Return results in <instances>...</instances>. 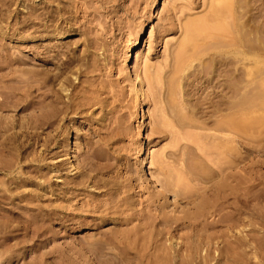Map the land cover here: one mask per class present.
<instances>
[{
    "label": "rangeland",
    "instance_id": "rangeland-1",
    "mask_svg": "<svg viewBox=\"0 0 264 264\" xmlns=\"http://www.w3.org/2000/svg\"><path fill=\"white\" fill-rule=\"evenodd\" d=\"M46 1L47 0H0V102H1L0 105L5 104L4 106L2 105L0 106V108L2 107L0 109V116L2 115L1 118L3 117L4 121L8 122L9 120L10 121L12 120L14 122L15 128L13 127L11 131L18 130L19 124L22 122L23 123L27 122L29 116L31 115L34 117V120L39 119L40 110L39 107H37V105L34 106L37 107L35 109L34 107H31L34 109V113L36 112L35 114L33 113V109H30L29 106H27L29 109L24 106H26L29 103L28 101L29 99L32 101L33 100L37 101L38 100L37 97H40L39 95L42 92L41 89L43 85L42 75L45 73L44 72L46 70L45 67H48L50 71H53L54 70L53 68H55V66H57V64L60 63L62 59L65 60L66 57H68V55L72 54L74 57L80 59L77 61L78 64L75 63V65L73 66L74 68L76 67L75 73L79 71L77 70V67H79L82 70V72L84 71L83 74L85 73L88 74V72H90L91 69L93 68H94L93 70H95L94 71L95 73L93 74L92 73L93 70H92L90 72V75L89 74L82 75L81 73L82 77L79 76L80 77L78 79L79 82L86 79L88 81L87 83H89L88 87H91L92 84L96 81L95 85L99 87V88H95L97 92L98 89L105 86L104 87L105 90H100L101 93L99 94L100 98L102 97L101 98L102 102L105 101L103 104H101L104 106L100 105L102 107L101 108L100 106H98L99 104L93 106L90 105L91 108L89 106L87 113L90 114L91 111L92 112L94 111L93 116L95 117V119L97 117L100 118V119L98 118L99 120L96 119L97 121L95 120L94 121L99 124L102 123L104 125L105 124L108 125L109 123L107 122H110V124L108 125L109 126L108 131L111 132L112 134L110 133L111 140L109 139L108 145L105 147L93 143L95 149H97L99 153L107 157L106 159L100 161V163L103 164L104 169L102 171L103 173L102 172L101 174L98 173L99 179L101 180L102 178L101 181L99 180V182H96L98 183V185L95 183H93L94 185H92L91 182L89 185H85L80 191H74L72 194L69 193L66 194V196L65 195L62 196V194L58 192L60 190L59 187H64V186L61 185V182L57 181L56 175L60 174L63 177L64 176L71 177V175H73L76 170L73 169V165L69 164L68 159L64 158L65 154L64 155L62 154L58 158H55L53 157V153H51L48 155L47 157L48 159H46L45 161H37L31 163H33L34 164L33 167L37 168L38 170L41 169L42 167H45L44 165L45 162L47 163V165L49 164L48 165V167L50 166L49 169L50 168L53 169L54 165L58 166L57 168L59 171L58 173H56L53 170L50 171L51 173L49 174L51 178L50 186L53 187V189L54 188L56 189L53 190L54 193L49 191L45 194L44 191L40 190L39 186L36 187L34 185L31 186V184H26L23 186L24 189H29V188L35 189L36 191H38L39 194L42 195L43 198L40 196V198L38 197L35 200V196H32L31 194L30 195L26 194L24 198H21L24 199L22 200L23 202L19 198H16L13 203H16L17 205H22L27 203L25 201L29 202L30 199L29 206L31 207L34 205L35 207L33 208L35 211L28 210L27 214L29 213L30 215H33V219L35 220L36 216H34V214L35 215L41 213L44 214V210L42 209L41 211V207H44L46 204H50V201L51 204L53 201L55 202L53 203L54 205L57 204L59 206L65 205L66 207H68L66 209L74 208L73 210L76 213H81L82 210L84 211L85 208H89L91 205H93V203L99 204L100 202L101 203L109 202L111 201V199L113 200V198H115V201L113 200L114 202H112V204H114L117 200H119L120 203L119 202L117 203L119 204L120 212L117 210L119 213L118 212L114 213L116 215L113 216L111 215L112 213H110L109 215H111V217H114V219L116 218L118 221L115 219L114 222L110 218V220L108 219L107 222L106 220H104L105 221L104 224V221L100 220L101 218L98 219L97 217L96 218L97 220L96 219L94 220L95 223H97L96 221H98L99 225H104V228L110 227L112 229V227L114 226L113 224H116L120 221L119 218H121L123 215L126 214L127 215L136 214L135 211L136 212L140 211L138 213L146 214V216L149 217V218L147 217V220L152 219L153 216L154 218L157 216L155 219V221L157 222V224L156 222L155 224L157 226L154 227H156V229H159V231H161L160 229H162L161 232L163 233L159 234L158 236L157 235L158 230L154 229V227L151 228L153 235L152 233L148 232V230L150 229L149 227L146 229V231L144 230L145 232L143 233L148 235V237L150 236L149 237L150 239L146 236L148 238V241H144L145 239L143 238L144 241L143 243H145L144 246L147 247L146 243H148L149 245L148 254L150 253L153 254H150V256L152 257H150L149 255H148L149 257H147V254L145 253L146 255L143 256L141 260L147 258H149L148 260H150L155 256L153 258V261L151 260L153 264L154 262L155 264L158 262L161 263V260L159 261L157 255L161 252L157 251V247H162L163 246L162 243H163L165 246L168 245L166 247H168L167 249L170 250V252L171 250H174V248L176 251V252L172 251L175 253H173V257L169 260L170 262L168 261L166 264L168 263L169 264H218L219 257L217 256L219 252L218 251L219 247L217 246H219V244L216 241H218L219 236L217 235L218 233H216L218 232L217 230L218 227L214 224V219L217 218V215H214L215 210L213 211L214 213L210 212L212 211V209H214V206L212 209L210 208L212 207V205L210 204L214 202L212 198H214L215 196H213L214 192H212V190L215 189H212L211 186L214 187L216 185L218 186L219 184H225V183L227 184L229 183L230 179H232L231 182L233 181V183L237 185L236 189H238L236 190V192L237 191L238 192L235 193L237 197L240 196V198H238L236 201L237 202L236 205L239 206L238 207L239 210L237 211L238 212L237 216L239 217V219H241L239 220V222L241 223H239L240 225L238 226L239 228L238 231L242 233L238 232V235L239 236L240 234L244 235L246 231H247L246 232L247 235L249 232L248 230H250L251 232H249V235L252 233L251 235L255 237L254 238L251 235L248 236L254 239L252 240V243L254 245L259 244V246L262 243L260 247L256 246L258 250L257 249L255 250L253 248L251 249L250 247L249 249L247 247L248 251L246 248H244L246 246H243L241 243H238L239 245L237 246L238 247L237 251L239 249L240 255L242 254L241 251H243V249L244 250L246 249L245 252L247 251L246 252L247 254L244 252V254H246L245 255L246 257H244L243 254L240 257H237L241 259V260L238 259L239 261L238 264L240 262H241L240 264L242 263L246 264L244 263L245 261L254 262V260L255 263L257 261L263 262L264 261V0H245V1L234 0L235 13L232 14L231 12H229L231 15L230 16L231 19L230 17H226V14H229L228 9H222L221 12L223 16L221 15V13L219 14L220 19L223 17L221 21L217 17L219 19L220 24L222 23L221 25L223 26L226 22H228L225 25L229 28V23L232 24L233 15H235L236 21L232 25L234 26V30L236 31L234 35L237 36V43L236 45L233 46L217 45L218 47L216 46L214 47V49H211L210 47L212 45H216L215 42L214 43L211 42L209 47L210 50L206 49L208 52L206 50H204L206 51L204 53L201 52L202 53L201 59L205 60L207 58L208 60L210 53L213 54L214 51L217 52L220 51L222 53H225L224 56L227 55L231 56L232 63H234L232 65L234 69L232 68L233 70L231 72L230 69L228 68L229 66L228 67H226L225 65L220 66L221 64H219L217 65L220 67V68L218 67L220 69L219 70L217 67H215L216 66L214 64L215 62H211V64L209 65V62L207 60H205L204 63H202V60L198 61L196 59L194 60L190 59L191 57L189 58V56L185 51L184 52L186 54H184V56L185 55L186 56L183 57L182 55L183 52L182 53L180 52L182 51L181 50L182 47L180 45L177 46L182 41V39H184L182 36H185L186 34V29H187L186 24L189 25L194 19L200 20L202 17L204 18V16L208 14L207 12H209L207 8H209L210 5L213 6V4L216 3L219 4V2L221 1L224 2V0H220V1L219 0H206V1L205 0L204 1L203 0H72V1L57 0L58 2L56 0L54 2L53 0L49 4L48 3L46 4ZM240 1L242 3H240ZM247 1L249 4L247 3ZM64 2L65 4L66 3L67 4L64 5ZM224 3L222 4L224 5ZM246 4L248 5L246 6ZM223 5H221V8L224 7ZM244 9H247L248 12L246 10L245 12ZM242 13L244 14L242 15ZM247 15L249 16V20L245 21ZM224 18L225 21H223ZM206 19H202V20L205 21ZM218 19H216V21ZM186 20L187 21L189 20L188 21L189 23ZM212 20L215 21L214 18ZM210 21L207 20L206 23ZM210 23L212 25H215L213 24L214 22H210ZM210 23H207V25ZM181 26L186 28L183 29V27L181 28ZM241 28L243 29L245 28V29L241 30ZM230 30H231L230 28L227 31L225 29L226 32H229ZM242 33L244 35L246 34L245 35L246 37L243 36ZM228 34L229 33H227L226 35ZM241 36L243 37L241 38ZM247 37H248L247 40H249V42L245 39ZM180 38L181 40L179 42ZM197 39H200L199 36L197 37ZM241 39H243L244 41ZM200 40H201L200 42L202 43V39ZM56 42L61 43L59 48L52 47V45H54ZM62 42H64V44ZM197 42L200 43L199 41ZM244 42L246 43L245 46L250 45L248 46L249 50L247 49V53L245 52L246 48L243 47ZM46 46L47 47L49 46L51 48L50 51L48 49L47 50L44 49ZM179 47H181V49ZM174 48L176 49V51L178 50L179 55L174 50ZM178 48L180 49V51ZM190 49H187V52L188 51L191 52L192 49L191 50ZM56 51H59V55L57 56L59 59L53 58L55 57ZM172 52L173 53L176 52V54L174 53L175 55H177L176 59L179 58L178 60L179 61L181 60L180 63L177 61L179 64L176 62V64H178L176 71H174L175 69L173 68V66H171L173 64V61H175V59L172 58V54H173ZM46 56L50 60V63L47 66L46 65L42 66L43 65L42 62ZM187 56L189 58L188 61H191L194 66H190L189 69L186 68L183 74V72H180V70L178 69H180L179 67L182 68L183 66L182 59L184 60V58H186ZM164 58L165 60L168 61L165 62ZM170 58H172L173 61L171 60L172 62L171 65H168L167 63L170 61ZM92 59H94L93 61L97 59L98 62L96 61L92 62ZM90 60H91V62L89 63L90 65L91 63L92 64L95 63L94 66L97 65L99 67L98 68L97 66L93 68L87 67L89 68L88 71L84 66L86 65L85 63H87L86 61L89 62ZM188 61H186L185 59V62ZM162 62L165 63L166 67H164ZM185 62L183 63L184 66H185ZM198 62L199 65H196L198 64ZM80 63L81 64L83 63L82 67L78 66L80 65ZM189 63L190 62L186 63V66H188ZM247 63L250 64H248L247 66ZM176 64L174 62L173 65L175 66ZM204 64H207V67L209 66L210 68V70L206 68L205 69L206 72L204 73H207L208 71L210 73L208 72L207 74L203 75V73L200 70H199L200 73H198L199 71L197 67L202 69L203 67L202 65ZM168 66H171L174 70ZM192 67L193 68L195 67V70L197 69L196 72L194 71L195 74L193 72ZM221 67L224 70H222ZM146 68L148 72H145ZM169 71H172V73H174L173 74L174 76L170 77L171 72ZM216 71L219 73H217ZM41 72L42 74H40ZM166 72L169 73L165 74ZM72 73H74V69L68 71L67 75L68 76L70 75L71 77ZM185 73L188 76H186ZM228 73H230V75H228ZM136 75H139V78L141 77L140 79L142 80L141 81L142 89L145 92L144 99L142 97L139 98L138 92H136L137 91L136 86L139 89L138 87L139 82L136 78ZM28 76L31 78H28ZM83 76H85L86 78ZM232 76H234L233 78L236 77L234 79L235 81L233 80ZM169 78H171V81ZM92 79L93 81L91 83L90 80ZM101 80L107 82L106 83L107 86L105 82H102ZM229 80L231 81L233 80V83ZM78 81L76 79V83H79ZM85 83L83 84L84 86L83 89L85 90V92L86 89L87 90L90 89V91H93L94 87H96L93 84L92 86L93 90H91V88H87L86 86L87 84ZM101 84H103V86H101ZM214 84L216 87H214ZM28 85L30 86L32 85L31 86L32 94H30V96H28V93H26L27 91H25L28 89L29 87ZM212 85L213 87H211ZM79 88L80 87H78V89ZM90 91L87 92L90 93L89 98L91 100L92 92ZM22 92L25 93L24 97L21 96V94H19ZM87 92L85 94H87ZM103 92L104 94L101 95ZM205 92L208 95L205 94ZM210 94L212 95L213 99H211ZM88 95L89 94H87V96L85 97L88 98ZM217 95L219 97H217ZM215 97L218 101L215 99ZM18 99L20 101H18ZM231 100L232 103L235 105H232L233 109L230 115L231 109L229 108H232V106H230ZM214 101L215 102L217 101L216 105L218 104L219 107L215 106ZM16 102L19 105H15L17 107H15L14 109L12 103L17 104ZM189 104H191V106H189ZM22 106L26 109H22L23 108ZM97 106L99 107V109ZM226 106L229 107L227 108ZM211 107H213L214 109L212 110ZM199 108H202L203 110ZM190 112H192L191 113L192 115L190 114ZM190 115L192 117H190ZM198 115H200V117ZM106 117L108 118L109 121L106 120L107 119ZM188 117L192 118L193 120ZM227 118L230 119V122H228L229 120ZM65 122H66L65 127L62 130V133L58 137V139L60 140L63 137L62 139L65 141L64 153L68 152L69 146L71 145L73 146V149H75L74 152L75 154L72 155V157L76 155L75 157H73L74 159L72 158L73 163L75 164L78 162L76 165L78 164L81 165L83 163L82 160L81 161L79 160L80 158L79 154H81L84 149H87L84 148L83 143L85 140H83L82 135L84 131H86L85 133H87V131L89 130L90 127H92V125L89 123L88 120L85 119L83 120L76 119V121L74 122L70 120H66ZM232 124L234 127L231 126ZM67 128H70V132ZM230 128L233 129V132L231 131ZM76 129H79L80 131L78 130V132L75 133ZM23 130L28 132L32 131L29 127L22 128V131ZM37 132L39 133L38 141L34 140V137L31 136L30 134H28L29 136L26 138L25 141L32 148L38 150L43 141L42 139L44 138L43 135L44 132L42 131L43 133L42 132L40 133V129H38ZM2 134L1 136L4 135ZM2 138H4V136ZM95 139L96 138L94 139L92 138V140ZM0 140L2 139L0 138ZM30 142L33 144L31 145ZM54 143L55 142H53V144ZM93 145H91L92 149L94 148ZM219 145L221 147L220 149H219ZM53 146H52V150L54 149L53 151H55L58 144H56V147L54 148ZM196 146H200V147L202 146V147L200 148ZM225 147L228 149H226ZM197 149L200 151H198ZM231 149L233 150V152ZM220 150L223 152L221 153ZM192 152H194V154L191 155ZM195 154L200 156H196ZM230 157L232 159L229 162L228 159H230ZM58 159H62V161L59 163L57 162ZM198 159L201 160L202 162L199 161ZM232 160L234 161L232 162ZM214 161L215 162L217 161V163H215ZM66 162L69 165H67ZM181 162L183 163L180 164L182 165L180 168L179 163ZM216 164H217V170L214 167L216 166ZM185 165L186 166L189 165L190 169L191 168L194 169L191 165L193 166L195 165L194 167L195 169L196 168L197 169L196 170L191 169V171L197 172V170H199V173H201L203 177L200 178V180L196 177L195 179L188 177L192 175L189 174H187L188 176L186 175L187 168H185ZM218 166L220 167L218 168ZM213 167L215 169H213ZM198 168L200 169L203 168L202 171L206 173L209 172L212 176L215 175V177H211V178L209 177L208 179L207 176L208 175L211 176V175L208 173L204 175V173L201 172V170ZM86 170L88 171L89 168H87ZM184 170L186 171V173L184 172ZM235 172L236 174L234 175ZM217 173H218V177L216 176ZM230 173L231 174L233 173L232 176H230ZM75 174H77V172ZM2 175L3 173L0 172V177L2 178V179L0 178V180L6 178V177L3 178L4 175L3 176ZM164 178L165 180L166 178L167 180H169L166 181L167 183L172 182L170 183V187H167L168 185L164 181ZM189 178H191V180ZM112 180H114V182ZM120 181H122V183H120ZM246 181L248 182L246 183ZM117 182L120 187V188L118 187V190L120 189L119 190L120 192L114 190L115 184L113 183H117ZM162 182L165 183L164 185L161 186V184H163ZM173 183L177 188V190L175 188H174L175 190L173 189L174 192L175 191L177 192L180 189V193L178 191L177 196L183 192L181 194V197L180 196H178L177 198L173 197V190L168 191L170 188L172 189L173 187H175ZM179 183L181 185H179ZM103 184L109 186L106 187ZM245 184L248 186V190H247L248 195L247 193L244 192ZM163 186H165V188L167 187L166 188L167 190H165ZM202 188L204 190L209 189L210 191L208 192L206 191L204 193L202 192L203 191ZM44 189H46V186L44 187ZM182 189L185 190V193L184 191H182ZM99 191L101 193H99ZM111 193L112 196L114 194L113 197L109 195ZM199 193L201 194V196L203 194V197H201ZM184 194L186 198H184L183 196ZM108 196L111 198H109ZM162 196L163 198H161ZM245 197L248 198L249 200H246ZM243 198H245L247 203L245 205H244L245 202H243V204H241L242 202L241 203L239 202L242 201ZM165 199H166V204L165 202L164 204L167 207L164 206V208L161 209V203L165 201ZM202 200L209 201L207 202V206H205L209 210L202 207L203 209L206 210L203 211L202 209V213H201V208H198L197 210L196 204ZM150 202L152 203L150 204ZM30 203H32L33 205ZM128 205H130V207ZM12 206L10 205L11 208ZM79 207L81 208V210L78 212V210L80 209ZM167 214L170 215V217ZM196 214L197 215L201 214V215L197 216ZM165 216L166 218H168L167 220H169L168 221L169 223L172 222L170 223L172 226L169 225L168 222H166L167 226L166 224H164L167 228L164 225H162L163 223H165V222L162 223L163 220L162 217ZM6 217H8V219L9 217L14 219H11V221L6 222L5 221ZM88 219L90 218H86L84 222L80 225L78 224V226L77 224H75L76 226H73L75 227V229H70L71 225L69 224L68 221L65 222L64 221L61 222L60 220L53 221L51 224H49L50 227L49 226L47 227L49 228V230L47 229L46 235L34 237L35 244L38 243V239L41 240L48 238L47 240H45L46 242H44V245H39V247L33 245L31 246V244L33 243L32 240H28V242L31 243L27 242L25 243V245H22L20 247H8L1 243V241L3 240V235H4L3 233H6L3 226L6 223L7 224L10 223V225H12L11 228L13 227L15 228V226H17L15 228L16 230L13 228L11 233L13 234L16 233L15 234L16 236L19 234L18 237H21L20 235L22 231L21 229L22 227L20 226L21 221L14 216L12 217V215L10 214L1 218L0 223L2 225L0 224V228H1L0 229V264H109L110 261H115V262L117 261L118 264L125 263L124 261L123 263H119V258H120L119 255L121 254L122 257H124L123 250H119V247L114 248V246L112 247V245H109V248L103 249V252H105L107 255L102 254L104 255L102 256L101 252L99 253L100 255L97 254L99 251L98 249L95 248L96 246L95 247H93L94 245L90 246L91 244L90 242H92L93 239L98 238L97 237L98 233L95 230L96 225L91 224L93 223V221L91 220L90 222V220ZM171 219L173 220L170 221ZM241 224L242 225L247 224V225L242 227ZM89 225L92 226L90 227ZM130 225L131 224H129L128 226L131 227ZM93 226L95 228H93ZM120 228H125V225L121 226ZM201 230L202 232H200ZM154 231L156 232L155 235H154ZM256 235L262 240L256 241L259 239V238L256 239L257 238ZM23 237L25 238V236ZM154 237L156 239L152 241V238ZM140 240H138L139 241L138 243L143 244L140 243ZM253 241H256L257 244L254 243ZM88 242L90 244H87ZM139 244L138 246H140ZM188 246L191 248V250L189 249ZM194 246L196 249H194ZM110 247H112L113 249L111 250ZM261 247H263V249H261ZM96 250L98 252H96ZM257 251L260 253V255ZM248 253L250 255H248ZM116 254L119 256V258H117L118 256ZM189 254L190 257L192 258L189 257ZM202 256L203 259L206 260H203L201 258ZM261 257L263 258L261 259ZM102 259L103 260L105 259L106 261L107 260L110 261L109 263H107L108 261L104 262ZM137 261L147 264V261L145 260L140 261L138 259ZM110 264H113V262H111Z\"/></svg>",
    "mask_w": 264,
    "mask_h": 264
},
{
    "label": "bare ground",
    "instance_id": "bare-ground-1",
    "mask_svg": "<svg viewBox=\"0 0 264 264\" xmlns=\"http://www.w3.org/2000/svg\"><path fill=\"white\" fill-rule=\"evenodd\" d=\"M51 1H53V0H47L46 1V4L48 3H51ZM57 1V0H56ZM60 1V0H59ZM70 1V0H69ZM72 1V0H71ZM204 1V0H203ZM206 1V0H205ZM220 1V0H219ZM242 1V0H241ZM240 1V3H242ZM245 1V0H244ZM54 2H55V0H54ZM58 2V1H57ZM208 2V1H207ZM218 2V1H217ZM225 2V3H224ZM224 2L223 1H221V2H219V4H213V6H211L210 4H208V5H210V9L209 8H207L208 9V11L209 12H205L207 15H205L204 16V18L202 17L200 20H192V22L189 24V25H187L186 24V26H187V29H186V34H185V36H182L184 39H182V41L180 42V40H181V38L179 39V44L177 45V46H181L182 47V49H181V47H179L182 51H180V49H179V51L182 53V55H183V57H185L184 56V54H186L187 53V55L189 56V58L190 59H196V60H202V63H204V61L205 60H207V58L205 59V60H203V59H201V52H206L208 49H209V47H210V44H211V42H215V44L216 45H212L213 46V48H212V46L210 47L211 49H214V47H216L217 45L218 46H224V45H228V46H233V45H236V43H237V36H235L234 34H235V30H234V26L232 25V24H234L235 23V21H236V18H235V15H233V21H232V24H230L229 23V28L231 29L229 32H226L227 30H229V28L225 25V24H227L228 22H226L225 24H224V26L223 25H221L220 24V22H219V14L221 13V15H222V9H228V13L229 12H231L232 14H234L235 12H234V0H224ZM252 2V1H251ZM69 3V2H68ZM204 3V2H203ZM222 3H224V5L222 4ZM247 3H248V1H247ZM46 4H45V6H46ZM58 4V3H57ZM61 4V3H60ZM67 4V3H66ZM65 4V2H64V5H66ZM223 5L222 7L223 8H221V5ZM249 4V3H248ZM248 4H246V6L248 5ZM251 4V3H250ZM44 6V7H45ZM48 6V5H47ZM58 6V5H57ZM206 6H207V4H206ZM56 8V7H55ZM169 8V7H168ZM221 8V9H220ZM239 8V7H238ZM243 8H245V7H243ZM61 9H63V8H61ZM172 9V8H171ZM204 9V8H203ZM248 9V8H247ZM247 9H244V11L246 10L247 12H248V10ZM250 9V8H249ZM173 11V10H172ZM243 11V12H244ZM245 11V12H246ZM253 11V10H252ZM182 12V11H181ZM226 12V11H225ZM57 13V12H56ZM175 13H176V11H175ZM224 13V12H223ZM241 13V12H240ZM244 13H242V15H243ZM31 15V14H30ZM229 15V16H228ZM223 16V15H222ZM221 16V17H222ZM231 15H230V13L229 14H226V17H230ZM48 17V16H47ZM167 17H168V15H167ZM208 18V17H210V18H214V20L215 21H213L212 19H210V18H208V19H206V18ZM219 19H218V18ZM225 17V18H226ZM244 17V16H243ZM223 18V17H222ZM222 18L220 19V21L222 20ZM225 18H224V20L223 21H225ZM241 18V17H240ZM191 19V18H190ZM202 19H206L205 21H203ZM216 19H218L217 21H216ZM230 19H231V17H230ZM238 19V18H237ZM48 20V19H47ZM207 20H212V21H210V22H214L213 24H215V25H212L210 22H207V23H210V24H208L207 25V23H206V21ZM240 20V19H239ZM249 20V16L247 15L246 16V20L245 21H248ZM187 21V20H186ZM189 21V20H188ZM187 21V22H188ZM185 23V22H184ZM189 23V22H188ZM238 23V22H237ZM246 23H248V22H246ZM166 24V23H165ZM170 24V23H169ZM173 24V23H172ZM180 24V23H179ZM178 24V25H179ZM177 25V26H178ZM231 25V26H230ZM246 25V24H245ZM244 25V26H245ZM176 26V25H175ZM180 26V25H179ZM223 26V27H222ZM226 26V27H225ZM169 27H170V25H169ZM183 26H181V28H182ZM243 27V26H242ZM247 27V26H246ZM245 27V28H246ZM54 28V27H53ZM56 28V27H55ZM59 28V27H58ZM58 28H57V30H58ZM186 27H183V29H185ZM239 28V27H238ZM244 28V29H245ZM249 28V27H248ZM225 29H226V31H225ZM240 29V28H239ZM243 28H241V30H242ZM243 29V30H244ZM70 30V29H69ZM168 30H169V28H168ZM238 30V29H237ZM60 31H62V30H60ZM240 31V30H239ZM64 32V31H63ZM184 32V31H183ZM227 33H229L228 35H226ZM59 34V33H58ZM58 34H56V35H58ZM137 34V33H136ZM243 34V33H242ZM241 34V35H242ZM248 34H250V33H248ZM54 35V34H53ZM60 35H61V33H60ZM63 35V34H62ZM184 35V34H183ZM246 35V34H245ZM244 34H243V36H245ZM199 36V38L200 39H202V43L200 42L201 40L200 39H197V37ZM243 36H241V38L243 37ZM248 36V35H247ZM202 37V38H201ZM246 37V36H245ZM246 40L248 39V37L247 38H245ZM136 40V39H135ZM241 40H243V39H241ZM89 41V40H88ZM197 41H199L200 43H198ZM244 41V40H243ZM248 42H249V40H247ZM63 44H64V42H62ZM93 43V42H92ZM135 43V42H134ZM60 42H56L54 45H52V47L53 48H59V46H60ZM96 44V43H95ZM242 44V43H241ZM244 44V46L243 47H245L246 48V50H245V52L247 53V49L249 50V48H248V46H250V45H246L245 46V42L243 43ZM238 45V44H237ZM87 46V45H86ZM217 46V47H218ZM252 47V46H251ZM84 48V47H83ZM89 48V47H88ZM94 48V47H93ZM192 49V51L190 52V51H188L187 52V49ZM239 48V47H238ZM244 48V49H245ZM45 50H49L50 51V47L48 46H46L45 48H44ZM43 49V50H44ZM95 49V48H94ZM190 49V50H191ZM207 49V50H206ZM230 49H231V47H230ZM233 49V48H232ZM67 50V49H66ZM70 50V49H69ZM93 50V49H92ZM167 50H169V49H167ZM171 50V49H170ZM174 50L176 51V49L174 48ZM204 50H206V51H204ZM210 50V49H209ZM215 50H218V49H215ZM222 50V49H221ZM55 51V50H54ZM186 53H185V52ZM251 51V50H250ZM250 51H248V52H250ZM46 52V51H45ZM69 52V51H68ZM91 52V51H90ZM169 52V51H168ZM177 53H178V50L176 51ZM176 52H174L175 54H176ZM208 52V51H207ZM217 51H214L213 52V54H211L210 53V56H209V58H208V62H209V65L211 64V62H215L214 64L216 65L215 67H219V66H217V65H219V64H221L220 66H222V65H225L226 67H228L229 69H230V72L234 69L233 68V64L234 63H232V59H231V56H224V54L225 53H222V52H217ZM231 52V51H230ZM234 52H235V50H234ZM233 52V53H234ZM47 53V52H46ZM62 53V52H61ZM71 53V52H70ZM93 53H94V51H93ZM173 53V52H172ZM171 53V54H172ZM173 53V54H174ZM232 53V54H233ZM48 54V53H47ZM85 54V53H84ZM87 54V53H86ZM90 54V53H89ZM170 54V55H171ZM172 54V58L173 59H175V61H173L172 60V58H170V63L168 62L167 64L168 65H171V60L173 61V64H174V62H175V64H176V62L178 61L179 63H180V61L178 60V59H176L177 58V55H173ZM227 54V53H226ZM236 54V53H235ZM59 55V51H56V53H55V57H53L54 59L56 58V59H59L57 56ZM76 55V54H75ZM83 55V54H82ZM169 55V54H168ZM178 55H179V53H178ZM204 55V54H203ZM49 56V55H48ZM81 56V55H80ZM85 56H87V55H85ZM176 56V57H175ZM188 56L186 57V58H184V60L182 59V65L184 66V62H185V59H186V61H188L189 60V58H188ZM240 56V55H239ZM246 56V55H245ZM95 57H96V55H95ZM169 57H171V56H169ZM181 57V56H180ZM233 57H234V55H233ZM238 57V56H237ZM52 58V59H53ZM93 58V57H92ZM104 58V57H103ZM166 58V57H165ZM165 58H164V60H165ZM251 58V57H250ZM82 59V58H81ZM87 59H88V57H87ZM247 59V58H246ZM61 60V59H60ZM78 60H80V59H78L77 57H74L72 54L71 55H68V57H66V59L64 60V59H62L61 60V62L60 63H55V64H57V66H55V68H53L54 70L53 71H50V69L48 68V67H45V71L44 70H42V71H44L43 73V85H42V89H41V94L39 95L40 97H37L38 98V100L37 101H32V100H30L29 98V103L27 104V102H26V106H24V107H26V108H28L27 106H29L30 107V109H33V108H31V107H34V106H36L37 105V107H39V112H40V118L39 119H37V120H34V117L31 115V116H29V119L27 120V122H22V123H20L19 124V131L18 130H16V131H11V129H13V127L15 128V126H14V122L11 120H9L8 122L7 121H4L3 120V117L1 118V116H0V136H1V134L4 136V138H2L3 136H1L0 138L2 139V140H0V172L1 173H3V178H5V179H3V180H0V184H1V186H0V217L1 218H3V217H5V216H7V215H12V217L14 216V217H16L18 220H20L21 222H20V226L22 227L21 229H22V231H21V233H20V235H21V237H18V235L16 236L15 234H13V233H11V231H12V229L14 228H11V226L12 225H10V223H6L5 224V222H4V226H3V228H4V230L6 231V233H3L4 235H3V240L1 241V243L3 244V245H6V246H8V247H20V246H22V245H25V243H27L28 242V240H32L33 241V243L31 244V246L33 245V246H38L39 247V245H44V242H46L45 240H47V239H41V240H39L38 239V243H34V237H38V236H44V235H46V231H47V229L49 230V228H47L48 226H49V224H51L53 221H55V220H60L61 222H65V221H68L69 222V224L71 225L70 226V229H75V227H73V226H76L75 224H77V226H78V224L80 225V224H82L83 222H84V220L86 219V218H90V219H88V220H90V222H91V220L93 221V223H91V224H94V225H96V228L93 226V228H95V230L97 231V233H98V238H96V239H93L92 240V242H88L87 244H90V246L92 245H94L93 247H95L96 249H98V251L96 250V252H98L97 254H99L100 252H101V255L102 254H106L105 252H103V249H105V248H109V245H112V247L114 246V248L115 247H119V250H123V253H124V257H122V255L120 254L119 256H120V258H119V256L117 257V258H119V263H123V261L125 262V263H123V264H142L141 262H139V261H137L138 259L140 260V261H143V260H145V261H147L149 258H147V257H149L150 256V254H153V253H150V254H148L149 252V245H148V243H146V245H147V247L146 246H144V244L145 243H143L144 241H148V238L150 237H148V235H146V234H144L143 232H145L146 231V229L149 227L150 229L148 230V232L149 233H152V227H154V226H157L156 224H157V222L155 221V219H156V217L154 218V216H153V218L152 219H149V220H147V217L148 216H146V214H143V213H138V212H140V211H135V213L136 214H126V215H123L121 218H119V217H117V218H119L120 219V221L118 222V223H116V224H113V222H112V224L114 225L113 227H112V229L110 228V227H107V228H104V225H99V223H98V221H96L97 223H95V219L98 217V219L99 218H101L100 220H106V222H107V220L109 219L110 220V218L112 219V221H114L115 222V219H114V217H111V215H116V214H114V213H116V212H120V210H119V204L117 203V202H119L120 203V201L119 200H117L114 204H112V202H114L115 201V198H113V200L111 199V201H109V202H104V203H97V204H95V203H93V205H91L89 208H85V210L83 211H81V213H76L73 209H66V208H68V207H66L65 205V207L63 206V205H58L57 203V205H54L53 203H55V202H53L52 201V204H51V201H50V204H46V203H44V204H46L44 207H41V211H42V209L44 210V214H34V216H36L35 217V220L33 219V215H30L29 213L27 214V211L28 210H32V211H35L34 210V208L33 207H35L32 203H30V204H32L33 206H29V202H30V199H29V202L28 201H25V202H27V203H25V204H22V203H20V204H22V205H17L16 203H13L14 202V200L16 199V198H19L21 201L22 200H24V199H21V198H24V196L26 195V194H31L32 196H35V200L39 197L40 198V196L42 197V195L41 194H39L38 193V191H36L35 189H24L23 188V186L24 185H26V184H31V186H39V188H40V190H42V191H44V193L46 194L47 192H52V193H54V189H53V187H51L50 186V183H51V178H50V171H55L56 173H58L59 171H58V166H56V165H54V168L53 169H49V167H48V165H47V163L45 162L44 163V165H45V167H40L41 169H37V168H34L33 166H34V164L33 163H31V162H37V161H45L46 159H48L47 157H48V155L49 154H51V153H53V157H55V158H58L59 156H61L62 154L65 156H62V157H64L65 159H68V162H69V164L70 165H73V169H75L76 171H75V173L77 172V174H73V175H71V177H63L62 175H56V178H57V181H59V182H61V185L62 186H64V187H59L60 188V190H59V192L58 193H61L62 194V196L63 195H65L66 196V194H69V193H73L74 191H80V190H82V188L85 186V185H89L91 182H92V185H94L93 183H95V184H97L98 185V183H96V182H99V174L98 173H100L101 174V172L103 171V164H101L100 163V161L101 160H104V159H106L107 157L105 156V155H102L101 153H99L98 152V150L97 149H95V147H94V145H93V143L94 144H98V145H102V146H107L108 145V141H109V139L111 140V132H109L108 131V125L110 124V122H107V123H109L108 125L107 124H99V123H97V122H95V121H97L96 119H98L99 117H97L96 119H95V117L93 116V112L91 111V113H92V115H91V113L90 114H88L87 113V110L89 109V106L91 105V106H93V105H98V106H100L101 104H103L104 102H102V100H101V98H100V93H101V91L100 90H105L104 89V87L105 86H103V84H101V86H103L102 88H100V89H98V92H97V90H95V88H99V87H97L96 85H95V82L93 83L96 87H94V90H93V84H92V86H91V83H92V81H93V79L92 80H90L91 81V83H90V86L91 87H88V84L89 83H87L88 81L86 80V79H84V80H86V81H84V80H82L81 82H79L78 81V79L80 78V77H82V75H85V74H87V73H85V74H83V72H82V70L79 68V67H77V70H79V71H77L76 73H75V71H76V67L74 68L73 66L75 65V63H77V61ZM94 59H92V62H98L97 61V59H95V61H93ZM58 61V60H57ZM82 61V60H81ZM80 61V62H81ZM101 61V60H100ZM99 61V62H100ZM107 61V60H106ZM168 60H165V62H167ZM87 63H85L83 66L89 71V68H93V67H96V66H94V64H92L91 63V65L89 64L90 62H91V60L88 62V61H86ZM177 62V63H178ZM188 62H190L189 64H188V66H186V63H188ZM188 62H185V66H184V68H183V66H182V68L181 67H179L180 69H178V70H180V72H183V74H184V71H185V69L187 68V69H189V67L190 66H194L193 64H192V62L191 61H188ZM246 62H248V61H246ZM43 65L42 66H44V65H48L49 63H50V60L48 59V57L46 56L45 57V59L43 60ZM53 63V62H52ZM163 63V62H162ZM178 63V64H179ZM201 63V64H202ZM217 63V64H216ZM245 63V62H244ZM78 64V63H77ZM83 64V63H82ZM82 64L80 63V65H78V66H80V67H82ZM88 64H89V66H88ZM171 65V66H173V68L175 69H173L171 66H168V67H170V68H172L174 71H176L177 70V65L178 64H176L175 66L174 65ZM194 64H196V63H194ZM200 64V65H201ZM246 64V63H245ZM248 64H250V63H247V66H248ZM99 65V64H98ZM163 65H164V67H166V65H165V63H163ZM196 65H199V62H198V64H196ZM195 65V66H196ZM203 67H202V69H200L199 67H197L198 68V71L200 70L202 73H203V75L204 74H207V73H204V72H206L205 71V69L206 68H208V70H210V68H209V66L207 67V64H204V65H202ZM204 66H205V68H204ZM213 66V65H212ZM224 66V67H225ZM235 66H236V64H235ZM234 66V67H235ZM246 66V67H247ZM73 67V68H72ZM83 67V68H84ZM87 67H89V68H87ZM99 66H97V68H98ZM163 67V66H162ZM161 67V68H162ZM167 67V68H168ZM42 68V67H41ZM44 68V67H43ZM51 68V67H50ZM193 68V67H192ZM204 68V69H203ZM220 68V67H219ZM218 68V69H219ZM222 68V67H221ZM233 68V69H232ZM71 69H74V73H72V75H71V77H70V75L68 76L67 75V72L68 71H70ZM86 69H85V71H86ZM94 69V68H93ZM93 69H91V71L93 70ZM96 69V68H95ZM49 72H48V71ZM98 70V69H97ZM163 70V69H162ZM166 70V69H165ZM172 70V71H173ZM197 70V69H196ZM196 70H195V67L193 68V72L195 71L196 72ZM204 70V71H203ZM211 70H212V68H211ZM216 70V69H215ZM220 70V69H219ZM222 70H224L223 68H222ZM73 71V70H72ZM90 71V72H91ZM95 70H93L92 71V73L94 74L95 72H94ZM99 71V70H98ZM164 71V70H163ZM167 71V70H166ZM172 71H169V72H171L172 73ZM187 71V70H186ZM200 71L198 72V73H200ZM218 71V70H217ZM216 71V72H217ZM48 72V73H47ZM90 72H88V74L90 75ZM145 72H148L147 71V68L145 69ZM168 72V73H169ZM179 72V71H178ZM192 72V71H191ZM192 72V73H193ZM195 72H194V74H195ZM225 72V71H224ZM227 72H228V69H227ZM226 72V73H227ZM248 72V71H247ZM81 73H82V75H81ZM103 73V72H102ZM167 72L165 73V74H168ZM170 73V77H172V76H174L173 74L174 73H172L171 74ZM177 73V72H176ZM210 73V72H209ZM217 73H219V72H217ZM233 73V72H232ZM35 74V73H34ZM40 74H42V72L40 73ZM87 74V75H88ZM178 74V73H177ZM176 74V75H177ZM186 74V73H185ZM191 74V73H190ZM223 74V73H222ZM146 75H147V73H146ZM175 75V76H176ZM179 75V74H178ZM217 75V74H216ZM216 75H215V77H216ZM219 75V74H218ZM228 75H230V73H228ZM32 76V75H31ZM80 76V77H79ZM102 76V75H101ZM186 76H188L187 74H186ZM191 76V75H190ZM189 76V77H190ZM199 76V75H198ZM202 76V75H201ZM83 77H85V76H83ZM90 77V76H89ZM88 77V78H89ZM103 77V76H102ZM213 77V76H212ZM218 77V76H217ZM223 77V76H222ZM230 77V76H229ZM228 77V78H229ZM234 76H232V78H233ZM20 78V77H19ZM28 78H31V77H29L28 76ZM86 78V77H85ZM87 78V79H88ZM91 78V77H90ZM101 78V77H100ZM136 78H137V80H138V87H139V89L137 88V86H136V89H137V91L136 92H138V97L139 98H143L144 99V94H145V92H144V90L142 89V83H141V77L139 78V75H136ZM180 78H181V76H180ZM184 78V77H183ZM182 78V79H183ZM227 78V79H228ZM232 78H230V79H232ZM236 78V77H235ZM235 78H233V80L235 79ZM76 79H77V81L79 82V83H76ZM105 79V78H104ZM170 79V81H171V78H169ZM226 79V80H227ZM89 80V79H88ZM100 80V79H99ZM215 80V79H214ZM213 80V81H214ZM233 80L231 81V80H229V81H231L232 83H233ZM102 81V80H101ZM217 81V80H216ZM215 81V82H216ZM224 81V80H223ZM235 81V80H234ZM86 82V83H85ZM102 82H105V81H102ZM198 82V81H197ZM219 82V81H218ZM231 82H229V83H231ZM42 83V82H41ZM40 83V84H41ZM80 83H82V84H80ZM87 84L86 86H87V88H91V90H93V91H90V89L89 90H87L86 89V86H85V89H86V92L87 91H90V92H92L91 93V100H90V93H88L87 92V94H89L88 95V98L87 97H85V96H87V94H85L86 92H85V90L83 89L84 88V86H83V84ZM107 82H105V84H106ZM204 83H206V82H204ZM212 83V82H211ZM214 83V82H213ZM31 84V83H30ZM81 85V86H79V85ZM100 84V83H99ZM199 84V83H198ZM222 84V83H221ZM235 84V83H234ZM26 85V84H25ZM53 87H52V86ZM57 87H56V86ZM217 85V84H216ZM29 87H28V89L27 90H25V91H27L26 93H28V96H30V94H32V92H31V89H32V85L30 86V85H28ZM80 87L79 89H78V87ZM100 86V87H101ZM106 86H107V84H106ZM185 86V85H184ZM219 86V85H218ZM229 86V85H228ZM235 86V85H234ZM210 87V86H209ZM211 87H213V85L211 86ZM214 87H216L215 86V84H214ZM223 87V86H222ZM231 87H232V85H231ZM230 88V87H229ZM39 89V88H38ZM217 89H218V87H217ZM17 90H19V89H17ZM211 90V89H210ZM231 90H233V89H231ZM230 90V91H231ZM22 91V90H21ZM106 92V91H105ZM183 92V91H182ZM209 93V92H208ZM215 93V92H214ZM233 93V92H232ZM19 94H21V96H23L24 97V95H25V93H19ZM104 94V92L101 94V95H103ZM205 94H207L206 92H205ZM212 94V93H211ZM210 94V95H211ZM216 94V93H215ZM218 94V93H217ZM185 95V94H184ZM208 95V94H207ZM225 95H226V93H225ZM235 95V94H234ZM20 96V97H21ZM26 96H27V94H26ZM37 96H38V94H37ZM93 96V97H92ZM199 96H201V95H199ZM19 97V96H18ZM32 97V96H31ZM209 97V96H208ZM217 97H219L218 95H217ZM207 98V97H206ZM20 99V98H19ZM18 99V101H20ZM24 99V98H23ZM36 99V98H35ZM202 99V98H201ZM211 99H213L212 98V95H211ZM215 99H216V97H215ZM141 100V99H140ZM208 100V99H207ZM217 100V99H216ZM220 100H222V99H220ZM192 101V100H191ZM194 101V100H193ZM201 101V100H200ZM200 101H198V102H200ZM210 101V100H209ZM213 101V100H212ZM218 101V100H217ZM217 101L215 102V106H218V104L216 105V103H217ZM6 102V101H5ZM11 102H14V101H11ZM214 102H212V103H214ZM220 102H222V101H220ZM227 102H229V101H227ZM1 103V102H0ZM17 103V102H16ZM188 103H189V101H188ZM188 103H187V105H188ZM201 103H203V102H201ZM209 103V102H208ZM219 103V102H218ZM9 104V103H8ZM13 105L12 106H14V109H15V107H17V106H15V105H19L18 103L17 104H14V103H12ZM210 104H211V102H210ZM2 106H4L5 104H1ZM0 105V106H1ZM193 105V104H192ZM201 105V104H200ZM199 105V106H200ZM203 105H205V104H203ZM232 105H235V104H233L232 103V100H231V102H230V106H232ZM6 106H7V103H6ZM11 106V105H10ZM91 106H90V108H91ZM97 106V107H98ZM101 106H104V105H101ZM100 106V107H101ZM186 106V105H185ZM184 106V107H185ZM189 106H191V104H189ZM194 106V105H193ZM197 106V105H196ZM210 106V105H209ZM214 106V107H215ZM220 106H222V105H220ZM23 107V106H22ZM22 108V109H26V108ZM37 107H34V109L35 108H37ZM208 107V106H207ZM219 107V106H218ZM217 107V108H218ZM227 107V106H226ZM229 107V106H228ZM227 107V108H228ZM2 108V107H1ZM0 108V109H1ZM5 108V107H4ZM21 108V107H20ZM102 108V107H101ZM190 108V107H189ZM209 108V107H208ZM221 108V107H220ZM29 109V108H28ZM34 109H33V113H34ZM98 109H99V107H98ZM187 109V108H186ZM199 109H202V108H199ZM211 109L213 110L214 108L213 107H211ZM229 109H231V112H230V115H231V113H232V109H233V106H232V108H229ZM7 110V109H6ZM5 110V111H6ZM203 110V109H202ZM205 110V109H204ZM105 111V110H104ZM229 111V110H228ZM204 112V111H203ZM210 112V111H209ZM235 112V111H234ZM13 113V112H12ZM36 113V112H35ZM34 113V114H35ZM102 113V112H101ZM192 112H190V114H191ZM200 113H201V111H200ZM200 113H198V114H200ZM188 114H189V111H188ZM205 114V113H204ZM233 114H235V113H233ZM12 115V114H11ZM28 115H30V114H28ZM38 115V114H37ZM192 115V114H191ZM190 115V117H192ZM201 115H202V113H201ZM227 115V114H226ZM6 116V115H5ZM35 116V115H34ZM93 116V117H92ZM189 116V115H188ZM194 116V115H193ZM199 117H200V115H198ZM27 117V116H26ZM25 117V118H26ZM190 117H188V118H190ZM195 117V116H194ZM193 117V118H194ZM227 117V116H226ZM229 117V116H228ZM233 117V116H232ZM19 118V117H18ZM107 118V117H106ZM231 118V117H230ZM8 119V118H7ZM76 119H85V120H88L89 121V123L92 125V127H90L89 128V130L87 131V133H85L86 131H84V133H83V140H85L84 141V148H87V149H84L83 150V152L81 153V154H79V156H80V158H79V160L81 161L82 160V163L83 164H78V165H76L77 163H73V160H72V158L73 157H75V156H73L72 157V155H74L75 153V149H73V146L71 145V146H69L68 148H69V150H68V152L66 153H64V150H65V147H64V140L61 138L60 140L58 139V137L61 135V133H62V130L64 129V127H65V121L66 120H70V121H72V122H74V121H76ZM100 119V118H99ZM98 119V120H99ZM190 119H192V118H190ZM190 119H189V121H190ZM228 119V118H227ZM6 120V119H5ZM95 120V121H94ZM106 120H108V118L106 119ZM193 120V119H192ZM191 120V121H192ZM229 121L228 122H230V119H228ZM233 120V119H232ZM100 121H102V120H100ZM99 121V122H100ZM109 121V120H108ZM114 122V121H113ZM233 122V121H232ZM112 123V122H111ZM219 123V122H218ZM218 123H217V125H218ZM113 124V123H112ZM74 125V124H73ZM229 125H230V123H229ZM75 126V125H74ZM74 126H73V128H74ZM231 126H233V124L231 125ZM30 128L32 131H30V132H28V131H22V128ZM218 127V126H217ZM234 127V126H233ZM72 128V127H71ZM77 128V127H76ZM114 128H116V127H114ZM229 128V127H228ZM17 129V128H16ZM38 129H40V133L43 131L44 132V138L43 137H41V138H43L42 140V143H41V145H40V148L37 150V149H35V148H32L30 145H28L27 144V142L25 141L26 140V138L29 136L28 134H30L31 136H33L34 137V140H37L38 141V136H39V131L37 132V130ZM68 130H69V132H70V128H67ZM118 129V128H117ZM231 129V128H230ZM78 130L79 129H76V132L75 133H77L78 132ZM67 131V130H66ZM80 131V130H79ZM116 131V130H115ZM118 131V130H117ZM231 131L233 132V129H231ZM42 132V133H43ZM64 132V131H63ZM111 133V134H110ZM115 133V132H114ZM117 133V132H116ZM86 134H88V135H86ZM108 134H110V135H108ZM77 135V134H76ZM41 136V135H40ZM81 136V135H80ZM31 138V137H30ZM79 138V137H78ZM82 138V137H81ZM92 138L94 139V138H96L95 140H92ZM113 138H114V136H113ZM29 139V138H28ZM233 139V138H232ZM82 140V139H81ZM118 140V139H117ZM80 141V140H79ZM26 142V143H25ZM53 142H55L54 144H53ZM116 142V141H115ZM31 143V142H30ZM112 143V142H111ZM231 143V142H230ZM33 143H31V145H32ZM56 144H58V146H57V148L55 149V151H53L52 150V146H53V148L54 147H56ZM66 144V143H65ZM82 144V143H81ZM110 144V143H109ZM26 145H28V146H26ZM91 145H93V149L91 148ZM113 145V144H112ZM188 146V145H187ZM190 146V145H189ZM217 146V145H216ZM230 146V145H229ZM31 147V148H30ZM196 147H200V146H196ZM202 147V146H201ZM200 147V148H201ZM231 147V146H230ZM67 148V147H66ZM103 148V147H102ZM107 148V147H106ZM189 148V147H188ZM191 148V147H190ZM199 148V149H200ZM217 148V147H216ZM221 147H220V145H219V149H220ZM226 148V147H225ZM80 149V148H79ZM192 149V148H191ZM203 149V148H202ZM218 149V148H217ZM226 149H228V148H226ZM82 150V149H81ZM114 150V149H113ZM198 150V149H197ZM204 150V149H203ZM229 150H230V148H229ZM232 150V149H231ZM80 151V150H79ZM198 151H200V150H198ZM207 151V150H206ZM221 151V150H220ZM223 151H221V153H222ZM226 152H227V150H226ZM231 152V151H230ZM229 152V153H230ZM232 152H233V150H232ZM231 152V153H232ZM195 153H196V151H195ZM182 154V153H181ZM192 154H194V152H192L191 153V155ZM206 154V153H205ZM217 154V153H216ZM187 155V154H186ZM196 155V154H195ZM203 155H204V153H203ZM229 155V154H228ZM232 155V154H231ZM230 155V156H231ZM188 156V155H187ZM194 156V155H193ZM196 156H200V155H196ZM196 156H195V158H196ZM202 156V155H201ZM223 156V155H222ZM183 157V156H182ZM186 157V156H185ZM229 157V156H228ZM232 157V156H231ZM230 157V159H228L229 160V162H230V160L233 158H231ZM77 158V157H76ZM75 158V159H76ZM178 158V157H177ZM176 158V159H177ZM195 158H193V159H195ZM201 158V157H200ZM74 159V158H73ZM109 159V158H108ZM202 159V158H201ZM199 160V159H198ZM62 161V159H58L57 160V162H61ZM108 161V160H107ZM185 161V160H184ZM191 161V160H190ZM196 161H197V159H196ZM199 161H201V160H199ZM218 161V160H217ZM217 161L215 162V163H217ZM234 160H232V162H233ZM106 162V161H105ZM178 162V161H177ZM202 162V161H201ZM56 163V162H55ZM183 162H181V163H179V165L180 164H182ZM186 163V162H185ZM191 163V162H190ZM214 163V164H215ZM219 163H220V161H219ZM218 163V164H219ZM66 164H67V162H66ZM69 164H67V165H69ZM194 164H195V161H194ZM59 165V164H58ZM39 166V165H38ZM106 166V165H105ZM181 166L182 165H180V168H181ZM188 166V167H187ZM185 165V168H187V173H186V171L184 170V172L186 173V175L187 174H189V175H192V176H188V177H191V178H194L195 179V177L196 178H198L199 180H200V178H202L203 177V175L201 174V173H199V170H197V172H193V171H191V169H190V167H189V165ZM194 169H192V170H196L195 169V165L193 166V165H191ZM214 166V165H213ZM32 167H33V170H32ZM36 167V166H35ZM46 167H48V168H46ZM60 167V166H59ZM184 167V166H183ZM196 167H197V165H196ZM212 167V166H211ZM215 168H216V170H217V164H216V166H214ZM213 167V169H215ZM220 166H218V168H219ZM87 168H89V170L87 171L86 169ZM180 168H179V170H180ZM184 168V169H185ZM198 169H200V168H198ZM202 169L203 168H201L200 170H201V172H203L204 173V175H206L207 173L208 174H210L209 172H204V171H202ZM70 170V169H69ZM68 170V171H69ZM182 170V169H181ZM228 170H229V168H228ZM32 171H34V172H32ZM149 171V170H148ZM218 171H220V170H218ZM217 171V172H218ZM79 172V173H78ZM183 172V171H182ZM103 173V172H102ZM219 173V172H218ZM218 173H217V177H218ZM214 174V173H213ZM233 174V173H232ZM232 174L230 173V176H232ZM236 174V172L234 173V175ZM211 175V174H210ZM229 176V175H228ZM100 177H102V176H100ZM188 177H186V178H188ZM208 177V179H209V177L211 178V177H215V175H211V176H207ZM1 178V177H0ZM115 178V177H114ZM191 178H189L190 180H191ZM231 178V177H230ZM233 178V177H232ZM2 179V178H1ZM214 179V178H213ZM101 180H102V178H101ZM100 180V181H101ZM104 180V179H103ZM202 180V179H201ZM204 180V179H203ZM212 180V179H211ZM215 180V179H214ZM231 180L232 179H230V181H229V183H225V184H219L218 186L216 185V186H211L212 187V189H215V190H212V192H214L213 194V196H215L214 198H212L213 199V203L212 204H210V205H212V207H210L211 209L213 208V206H214V209H212V211H210V212H213L214 210V212H215V214L214 215H217V218H215L214 219V224L218 227V232H216V233H218L217 235L219 236L218 237V241H216L218 244H219V246H217V247H219L218 248V256L217 257H219V261H218V264H238V259H240V258H237V257H240L242 254L244 255V257H246L245 255L247 254L246 252L248 251V249H247V247L249 248H253V249H257L256 248V246L257 247H260L261 245H262V243H261V245L259 246V244L258 245H254L253 243H252V240H254V239H252V237H254V236H252L251 234V236L252 237H248V236H250L249 235V232H251L250 230H248L249 232H248V234L246 235V232H245V234L244 235H241L240 234V236L238 235V226L240 225L239 223H241V222H239V220H241V219H239V217L237 216V214H238V210H239V206H237L236 205V201H237V199L238 198H240V196L239 197H237V195H236V193L238 192H236V190H238V189H236V187H237V185H235L234 183H233V181L231 182ZM107 181V180H106ZM105 181V182H106ZM113 182H114V180H112ZM111 181V182H112ZM115 181H116V179H115ZM117 181H119V180H117ZM160 181H162V180H160ZM164 181L166 182V181H169V180H167V178H166V180H165V178H164ZM110 182V181H109ZM164 182V183H165ZM176 182V181H175ZM174 182V183H175ZM248 181H246V183H247ZM101 183V182H100ZM120 183H122V181H120ZM163 183V182H162ZM164 183L163 184H161V186L162 185H164ZM167 183V182H166ZM169 183V184H168ZM167 183V187H170V183H172V182H168ZM173 183V184H174ZM236 183V182H235ZM111 184V183H110ZM113 184H115L114 185V190L116 191H118V192H120L119 190H118V187H119V184H118V182L117 183H113ZM113 184H112V186H113ZM173 184H171V185H173ZM102 185V184H101ZM103 185H105V184H103ZM179 185H181L180 183H179ZM212 185V184H211ZM46 186V189H44V187ZM59 186V185H58ZM106 187H108L107 185H105ZM174 186H175V184H174ZM239 186V185H238ZM92 187V186H91ZM95 187H97V186H95ZM95 187H93V188H95ZM100 187V186H99ZM111 187V186H110ZM164 188H165V186H163ZM166 187V188H167ZM173 187V186H172ZM177 187H180V186H177ZM240 187V186H239ZM238 187V188H239ZM250 187V186H249ZM23 188V189H22ZM57 188V187H56ZM102 188H104V187H102ZM120 188V187H119ZM165 188V190H167ZM176 189L177 190V188H176V186L175 187H173L172 189L170 188H168L169 190L168 191H172L173 189ZM204 188H206V187H204ZM92 189V188H91ZM109 189V188H108ZM112 189V188H111ZM174 189V190H175ZM197 189V188H196ZM198 189H200V188H198ZM203 189V188H202ZM56 190V189H55ZM164 190V191H165ZM174 190H173V197H178V196H180L181 197V194L183 193H181V194H179L178 196H177V192L179 191V193H180V189L176 192H174ZM247 190H248V186L245 184V187H244V192L245 193H247ZM250 190V189H249ZM87 191V190H86ZM103 191V190H102ZM112 191V190H111ZM182 191H184V193H185V190H183L182 189ZM186 191H188V190H186ZM197 191V190H196ZM202 191V190H201ZM208 192V191H210L209 189H206V190H204L203 189V191L202 192ZM82 192V191H81ZM84 192V191H83ZM107 192V191H106ZM109 192V191H108ZM163 192V191H162ZM166 192V191H165ZM164 192V193H165ZM190 192V191H189ZM236 192V193H235ZM76 193V192H75ZM99 193H101L100 191H99ZM98 193V194H99ZM43 194V193H42ZM44 194V195H45ZM89 194V193H88ZM115 194H116V192H115ZM118 194V193H117ZM200 194V193H199ZM211 194V193H210ZM80 195V194H79ZM109 195H111V197H113L114 196V194H113V196H112V193L111 194H109ZM119 195H120V193H119ZM118 195V196H119ZM164 195V194H163ZM243 195V194H242ZM242 195H241V197H242ZM244 195H246V194H244ZM247 195H248V193H247ZM46 196V195H45ZM61 196V195H60ZM71 196V195H70ZM184 196V198H186L185 197V194L183 195ZM187 196V195H186ZM191 196V195H190ZM190 196H188V197H190ZM200 196H201V194H200ZM72 197V196H71ZM109 197V196H108ZM111 197H109V198H111ZM192 197V196H191ZM201 197H203V194H202V196ZM205 197V196H204ZM244 197V196H243ZM247 197V196H246ZM245 197V198H246ZM249 197V196H248ZM33 198V197H32ZM43 198V197H42ZM123 198V197H122ZM121 198V199H122ZM161 198H163V196L161 197ZM245 198H243L242 199V201H239L241 204H243V202H245L244 203V205L245 204H247L246 203V200H249L248 198H246V200H245ZM152 199V198H151ZM179 199V198H178ZM203 199V198H202ZM205 199V198H204ZM71 200V199H70ZM110 200V199H109ZM154 200H155V198H154ZM163 200V199H162ZM181 200H182V198H181ZM188 200V199H187ZM240 200V199H239ZM20 201V202H21ZM100 201V200H99ZM106 201V200H105ZM126 201V200H125ZM151 201V200H150ZM159 201H161V200H159ZM189 201V200H188ZM188 201H187V203H188ZM191 201V200H190ZM193 201V200H192ZM212 201V200H211ZM23 202V201H22ZM32 202V201H31ZM35 202V201H34ZM97 202V201H96ZM164 202H165V204H166V199H165V201H163L162 203H161V209H163L164 208V206L165 207H167L165 204H164ZM207 202H209L208 200L206 201H204V200H202V201H200L199 203H197V202H195V203H197L196 204V207H197V210H198V208H201V213H202V207H204V208H206L205 206H207ZM65 203H66V200H65ZM117 203V204H116ZM127 203H129V202H127ZM127 203H125V204H127ZM152 202H150V204H151ZM153 203H154V201H153ZM156 203V202H155ZM186 203V204H187ZM248 203H249V201H248ZM13 204H15V205H13ZM61 204V203H60ZM68 204V203H67ZM90 204V203H89ZM132 204V203H131ZM157 204H159V203H157ZM190 204H192V203H190ZM10 205L12 206V208L10 207ZM35 205H37V204H35ZM73 205V204H72ZM169 205V204H168ZM210 205H208V206H210ZM8 206V207H7ZM63 206V207H62ZM70 206V205H69ZM74 206V205H73ZM76 206V205H75ZM82 206V205H81ZM89 206V205H88ZM87 206V207H88ZM123 206V205H122ZM129 207H130V205H128ZM37 207V206H36ZM120 207H121V205H120ZM147 207V206H146ZM149 207V206H148ZM247 207V206H246ZM77 208V207H76ZM75 208V209H76ZM80 208V207H79ZM209 208V207H208ZM36 209V208H35ZM38 209V208H37ZM149 209V208H148ZM166 209V208H165ZM207 209V208H206ZM206 209H203V211H205ZM40 210V209H39ZM81 210V208L78 210V212ZM118 210V211H117ZM124 210V209H123ZM145 210V209H144ZM207 210H209V209H207ZM24 211V212H23ZM86 211V212H85ZM88 211V212H87ZM164 211V210H163ZM246 211V210H245ZM25 212H26V214H25ZM39 212V211H38ZM118 212V213H119ZM123 212V211H122ZM200 212V211H199ZM198 212V213H199ZM206 212H208V211H206ZM213 212V213H214ZM241 212V211H240ZM110 213H112L111 215H109ZM161 213V212H160ZM163 213V212H162ZM166 213H168V212H166ZM242 213V212H241ZM57 214H59V215H57ZM95 214V215H94ZM164 214V213H163ZM162 214V215H163ZM27 215H29V216H27ZM154 215V214H153ZM160 215V214H159ZM168 215V214H167ZM197 215V214H196ZM201 215V214H200ZM199 214L197 215V216H200ZM169 217H170V215H168ZM167 216V217H168ZM172 216V215H171ZM0 218V219H1ZM77 218V219H76ZM149 218V217H148ZM163 218V220H162V223L163 222H165V223H163L162 225H164V224H166V222H168L169 220H167L168 218H166V216L165 217H162ZM172 218H174V217H172ZM196 218V217H195ZM199 218V217H198ZM11 219H14V218H10L9 217V219H8V217H6L5 218V221L7 222V221H11ZM114 219V220H113ZM181 219V218H180ZM88 220H87V222H88ZM97 220V219H96ZM117 220V219H116ZM173 219H171L170 221H172ZM178 220V219H177ZM14 221V220H13ZM15 221H16V219H15ZM118 221V220H117ZM135 221V222H134ZM159 221V220H158ZM175 221V220H174ZM250 221V220H249ZM57 222V221H56ZM60 222V223H61ZM134 222V223H133ZM155 222H156V224H155ZM160 222H161V220H160ZM160 222H158V223H160ZM170 223H172V222H170ZM169 222H168V224L169 225H171ZM1 224V223H0ZM102 224V223H101ZM104 224H105V221H104ZM111 224V225H112ZM129 224H131L130 226L131 227H129L128 225ZM155 224V225H154ZM213 224V223H212ZM211 224V225H212ZM213 224V225H214ZM2 225V224H1ZM86 225V224H85ZM123 225H125V228H120L121 226H123ZM242 225V224H241ZM245 225H247V224H243L242 225V227L243 226H245ZM90 227L92 226V225H89ZM88 226V227H89ZM120 226V227H119ZM129 228H128V227ZM165 226V225H164ZM166 226H167V224H166ZM165 226V227H166ZM172 226V225H171ZM2 227V226H1ZM17 226H15V228H16ZM50 227V226H49ZM67 227V226H66ZM119 227V228H118ZM165 227H164V229H165ZM168 227H170V226H168ZM176 227V226H175ZM250 227V226H249ZM2 228V229H3ZM14 228V229H15ZM110 228V229H109ZM167 228V227H166ZM241 228V227H240ZM1 229V228H0ZM19 229V228H18ZM66 229V228H65ZM64 229V230H65ZM154 229H156V227H154ZM169 229V228H168ZM167 229V230H168ZM3 230V231H4ZM16 230V229H15ZM145 230V231H144ZM156 230H158L157 232V235L159 236V234H162L163 232H161L162 231V229H160L161 231H159V229H156ZM241 230V229H240ZM244 230V229H243ZM252 230V229H251ZM4 231V232H5ZM20 232V231H19ZM147 232V233H148ZM200 232H202V230L200 231ZM199 232V233H200ZM155 231H154V235H155ZM198 233V234H199ZM239 233H242V232H239ZM152 235H153V233H152ZM151 235V236H152ZM23 236H25V238L23 237ZM148 238H147V237ZM257 236V235H256ZM30 238V239H28V238ZM156 237V236H155ZM152 238V241L154 240V239H156V238ZM46 238V237H45ZM143 238L145 239L144 241H143ZM147 238V239H146ZM250 238H251V240H250ZM255 238V237H254ZM259 237L257 236V238L256 239H258ZM262 238V237H261ZM140 239H142V240H140ZM150 239V238H149ZM169 239V238H168ZM201 239V238H200ZM255 239V240H256ZM138 240H140V243H143V244H139L138 242ZM159 240V239H158ZM215 240H216V238H215ZM259 240H262V239H258V240H256V241H259ZM150 241V240H149ZM156 241V240H155ZM256 241H253L254 243H256ZM203 242V241H202ZM28 243H31V242H28ZM154 243V242H153ZM152 243V244H153ZM200 243V242H199ZM211 243V242H210ZM209 243V244H210ZM238 243H241L243 246H246V247H244V248H246L247 249V251L245 252V250L243 249V251H241L242 252V254L240 255V253H239V249H238V251H237V246L239 245ZM259 243V242H258ZM138 244L140 245V246H138ZM155 244H156V242H155ZM159 244V243H158ZM157 244V245H158ZM170 244V243H169ZM189 244V243H188ZM209 244H207V245H209ZM240 244V245H241ZM253 244V245H252ZM257 244V243H256ZM2 245V246H3ZM84 245V244H83ZM160 245V244H159ZM158 245V246H159ZM163 245V246H162ZM162 247H157V251H160L161 253H159V254H157L158 255V259H159V261L161 260V263L160 262H158V263H160V264H166L172 257H173V253H175L176 251H175V248H174V250H171V252H170V250H168L167 248L168 247H166V246H168V245H164L163 243H162ZM171 245V244H170ZM197 245V244H196ZM201 245H202V243H201ZM107 246V247H106ZM152 246V245H151ZM92 247V248H93ZM112 247H110L111 248V250L113 249ZM139 248V247H141V248H139V249H137V248ZM178 247V246H177ZM189 247V246H188ZM153 248V247H152ZM241 248V247H240ZM249 248V249H250ZM155 249H156V247H155ZM154 249V250H155ZM189 249L191 250V248L189 247ZM189 249H188V251H189ZM194 249H196L195 248V246H194ZM193 249V250H194ZM261 249H263V247H261ZM192 250V251H193ZM241 250V249H240ZM258 250V249H257ZM110 251V250H109ZM172 251H175V252H172ZM198 251V250H197ZM260 251V250H259ZM178 252V251H177ZM244 252L246 253V254H244ZM252 252V251H251ZM251 252H249V253H251ZM258 252V251H257ZM263 252V251H262ZM116 253V252H115ZM147 254V257H145V258H147V259H143V260H141L142 259V257L143 256H145L146 254ZM158 253V252H157ZM192 253V252H191ZM238 253V254H237ZM248 253V255H250ZM253 253V252H252ZM259 253V252H258ZM119 254V253H118ZM202 254V253H201ZM100 255V254H99ZM98 255V256H99ZM107 255V254H106ZM115 255V256H116ZM149 255V256H148ZM160 255V256H159ZM199 255H200V253H199ZM259 255H260V253H259ZM102 256H104V255H102ZM101 256V257H102ZM154 256V255H153ZM198 256V255H197ZM204 256V255H203ZM203 256L201 257L202 259H203ZM255 256V255H254ZM253 256V257H254ZM106 257V256H105ZM138 259H137V258ZM150 257H152V256H150ZM155 257V256H154ZM153 257V258H154ZM176 257V256H175ZM189 257H190V254H189ZM200 257V256H199ZM205 257V256H204ZM103 258V257H102ZM107 258V257H106ZM109 258V257H108ZM122 258V259H121ZM153 258H151L150 260H148L149 261V264L150 263H152L153 264ZM190 258H192V257H190ZM251 258V257H250ZM263 257H261V259H262ZM110 259V258H109ZM186 259V258H185ZM246 259H248V258H246ZM245 259V260H246ZM255 259V258H254ZM103 260V259H102ZM136 260V261H135ZM152 260V261H151ZM155 260V259H154ZM194 260V259H193ZM203 260H206V259H203ZM241 260V259H240ZM244 260V261H245ZM104 262H107L105 259L103 260ZM110 261V260H109ZM109 261L107 262V263H109ZM148 261H147V264H148ZM186 261V260H185ZM189 261V260H188ZM200 261H201V259H200ZM111 262H113V264H118L117 263V261L115 262V261H110V263ZM170 262V261H169ZM171 262H172V260H171ZM109 263V264H110ZM158 263H156V264H158ZM187 263V262H186ZM241 263V262H240ZM239 263V264H240ZM244 263H246V264H263L264 263V261L262 262V261H257L256 263H255V260H254V262L253 261H249V262H244ZM143 264H145V263H143ZM154 264H155V262H154ZM169 264V263H168ZM243 264V263H242Z\"/></svg>",
    "mask_w": 264,
    "mask_h": 264
}]
</instances>
